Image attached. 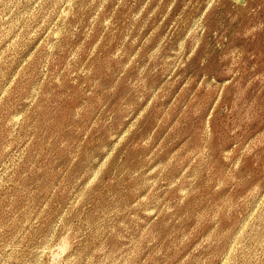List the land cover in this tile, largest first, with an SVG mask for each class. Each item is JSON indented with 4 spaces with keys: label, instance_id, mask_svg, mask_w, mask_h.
I'll use <instances>...</instances> for the list:
<instances>
[{
    "label": "rangeland",
    "instance_id": "374dc122",
    "mask_svg": "<svg viewBox=\"0 0 264 264\" xmlns=\"http://www.w3.org/2000/svg\"><path fill=\"white\" fill-rule=\"evenodd\" d=\"M0 264H264V0H0Z\"/></svg>",
    "mask_w": 264,
    "mask_h": 264
}]
</instances>
